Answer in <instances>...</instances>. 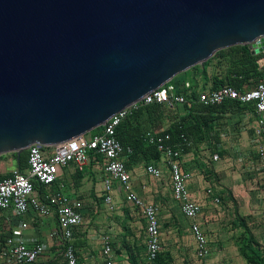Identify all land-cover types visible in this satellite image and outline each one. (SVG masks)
<instances>
[{
	"label": "water",
	"instance_id": "1",
	"mask_svg": "<svg viewBox=\"0 0 264 264\" xmlns=\"http://www.w3.org/2000/svg\"><path fill=\"white\" fill-rule=\"evenodd\" d=\"M234 46L264 54V0H0V157L88 135Z\"/></svg>",
	"mask_w": 264,
	"mask_h": 264
},
{
	"label": "crops",
	"instance_id": "2",
	"mask_svg": "<svg viewBox=\"0 0 264 264\" xmlns=\"http://www.w3.org/2000/svg\"><path fill=\"white\" fill-rule=\"evenodd\" d=\"M215 63L216 61L208 67L209 77L216 72ZM185 81H197L203 89L212 87L210 81L204 87L203 76L195 75L194 72L181 74L173 82L182 84ZM190 107L188 105V108ZM164 108L166 113L161 123L153 125L148 123L147 119L145 122L141 121L142 125L148 127L146 133L164 134L171 123L186 117L189 112L185 106ZM210 116L212 121L202 127L201 133H194L190 139L182 135L183 142L178 144L169 142L180 152L182 170L190 175L187 187L191 196L202 203L203 212L196 220L185 217L181 204L174 199L171 171L162 154L160 153L158 161L149 162L142 155L134 156L133 149L122 144L126 151L131 150V153L127 151L124 160L132 177L133 193L145 203L160 206L162 252L158 256L159 264H208L203 261L207 257L201 259L197 256L196 243L193 246L191 242L192 247H189L186 242L188 239L191 241L189 234H192L191 225L194 222L199 223L206 233L208 212L212 206L221 203V189L227 187L226 181L235 186L245 184L244 191L234 187L229 189L228 194L236 199L235 203L238 204L240 200V209L244 207L246 211L245 221L256 238L257 231L260 230L259 242L264 248V209L259 212L260 207L263 208L262 204L264 205V173L258 160V147L264 143L256 136L260 115L256 112L254 104H247L241 109L229 108L222 111L218 108ZM133 126H136V123ZM187 146L191 149L185 152ZM214 155L219 156L218 161L213 160ZM7 159L8 163L16 168L6 169L5 162L0 161V176L4 179L18 170V157L14 158L15 164L9 157ZM150 165L162 171L160 178L147 172L146 168ZM107 178L103 158L93 156L84 170H79L75 164L64 168L54 184L44 186L43 191L39 187L35 188L36 195L40 201L47 202L50 195L62 192L82 202L83 221L74 230L72 240L78 264H106L103 254L105 237H109L112 242L113 260L117 264H147L146 221L141 211L127 202L124 189L116 181L113 182L111 191L112 208L105 202ZM24 222L28 227L23 230V237L30 244H44L47 249L42 258L34 264H67L60 247L51 238V233L57 228L56 218L43 216L33 210L22 217L11 210L0 213V264L5 263L4 253L8 241Z\"/></svg>",
	"mask_w": 264,
	"mask_h": 264
},
{
	"label": "built area",
	"instance_id": "3",
	"mask_svg": "<svg viewBox=\"0 0 264 264\" xmlns=\"http://www.w3.org/2000/svg\"><path fill=\"white\" fill-rule=\"evenodd\" d=\"M259 65L264 72V59L259 61ZM196 91H198L199 102L205 106H218L226 100H235L242 105L254 104L256 112L260 115L256 136L264 143V82L259 83L251 90L239 92L230 86L211 90L203 89L197 81H185L182 84L171 81L145 96L141 102L116 114L102 127L100 133L92 136H80L53 147L31 146L28 149V171L16 170L11 176L0 180V213L11 210L22 217L33 210L43 216H54L57 228L51 233V238L60 247L67 264H78L72 240L74 230L83 221L82 202L74 200L69 194L62 192L50 195L47 202H42L36 195L34 182L51 186L64 168L75 164L79 170H84L93 156H100L104 160V170L108 174V178L105 180V202L112 208V186L114 181L118 182L126 193L127 202L137 207L146 221L147 264H159L158 256L162 252L160 206L145 203L133 193L132 177L124 160L127 151L131 153V150L126 151L117 139L116 131L121 123L141 106L159 104L168 109L190 106V102L193 101L192 96ZM146 139L150 144L157 146V150L162 154L171 171L173 196L181 204L182 213L188 219L196 220L203 212L202 203L194 199L188 190L187 184L190 175L182 170L179 161L180 152L169 144L170 134L149 132ZM213 160L218 161L219 156L214 155ZM258 160L264 173V144L258 147ZM146 170L157 178L162 175V171L152 165L148 166ZM210 193L211 191H209ZM27 227L26 222L21 223L20 229L15 231L14 236L8 241L4 253V264H34L46 252L44 244H30L23 237V230ZM191 231L196 243L197 256L205 259L210 254L207 235L197 222L191 225ZM103 241L106 264H117L113 260L114 249L110 238L105 237Z\"/></svg>",
	"mask_w": 264,
	"mask_h": 264
},
{
	"label": "trees",
	"instance_id": "4",
	"mask_svg": "<svg viewBox=\"0 0 264 264\" xmlns=\"http://www.w3.org/2000/svg\"><path fill=\"white\" fill-rule=\"evenodd\" d=\"M264 58V54H253L250 46H234L217 52L209 61L202 66H196L188 72H194L195 75H202L204 78V87L209 83L212 84L211 90L219 89L223 86H230L244 92L254 88L259 83L264 82V72L260 69L259 61ZM215 74L212 77L208 76V67L214 62ZM175 80V79H174ZM173 80V81H174ZM195 80V79H193ZM195 93L192 96L193 103L191 107L185 105L188 109V115L181 117L164 131V134H170L172 143L178 144L183 142L182 135L189 139L194 133H201L203 126L212 121L211 114L218 108L225 111L229 108H242V104L235 100H226L219 106H205L197 100ZM166 110L163 105L152 104L141 106L131 116L125 119L117 128L116 137L124 146H129L133 149L134 156L142 155L147 161L151 162L159 160L160 152L157 146L150 144L147 139L148 127L142 125L146 119L150 124L161 123L165 117ZM142 121V122H141ZM136 123V126L133 124ZM102 127L92 131L90 134L95 135L102 131ZM95 132V133H93ZM193 137V136H192ZM191 147H185V152ZM17 159L16 154H11ZM6 155L0 157L5 158ZM18 171L26 172L28 170V151L24 152L19 158ZM12 175V174H11ZM10 176V175H9ZM4 178L0 176V180ZM35 188L39 187L41 191L44 185L34 182ZM241 221V226L244 229V235L239 242L240 253L246 260L247 264H264V248L259 240L254 236L250 227L241 216L237 217ZM260 251V253H259Z\"/></svg>",
	"mask_w": 264,
	"mask_h": 264
},
{
	"label": "rangeland",
	"instance_id": "5",
	"mask_svg": "<svg viewBox=\"0 0 264 264\" xmlns=\"http://www.w3.org/2000/svg\"><path fill=\"white\" fill-rule=\"evenodd\" d=\"M8 157L12 159V162L15 164L14 157L11 154L6 155V157L4 159H0V161L5 162L4 164H6V169L13 170L16 166L8 163ZM225 184L227 187H224L225 189H221V203L212 206L208 212L209 220L207 222L206 235L210 255L203 261H207L208 264H247L239 250V242L244 235V229L241 226V221L237 218L238 216H241V218L245 220L246 211L244 207H241L242 209H240V200L239 202L237 201V204L235 203L236 199L232 195L228 194L230 188L239 187L242 191H244L246 186L245 184L235 186L230 184L229 181H226ZM217 185L220 186L219 184ZM262 206L263 208L260 207L259 212H263L264 205L262 204ZM189 235L191 237V241L188 239L186 242L188 244L187 246L192 247L191 242H193V246H195V240L192 234L190 233ZM257 239L259 241L261 239L260 230L257 231Z\"/></svg>",
	"mask_w": 264,
	"mask_h": 264
}]
</instances>
